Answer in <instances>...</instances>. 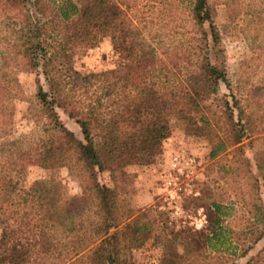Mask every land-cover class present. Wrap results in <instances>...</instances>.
I'll use <instances>...</instances> for the list:
<instances>
[{"label":"trees","instance_id":"1","mask_svg":"<svg viewBox=\"0 0 264 264\" xmlns=\"http://www.w3.org/2000/svg\"><path fill=\"white\" fill-rule=\"evenodd\" d=\"M63 4L59 8L51 0H0V16L8 20L6 49L0 57V137L11 132L13 111L5 100L18 83L13 71L39 67L44 80L37 77L35 93L40 117L35 120L42 134L31 141L24 136L2 148L0 264H137L134 251L151 230L139 216L131 219L132 232L123 224L134 213L125 198L130 180L124 168L154 162L171 130L170 113L190 121L193 109L204 105L211 109L206 104L210 96L219 101L215 112L221 114L215 121L223 118L224 124L223 137L210 156L232 153L227 167L236 160L245 165L258 193L252 161L243 155L246 123L251 126L252 119L244 121L247 115L239 102L220 94V83L228 85L229 80L209 0H186L189 35L179 44L157 43L161 52L128 13L136 8L134 0H84L81 7L74 0ZM137 19L146 26V16ZM105 37L118 65L87 73L77 69L76 58ZM195 55L204 57L197 72L185 65ZM58 108L75 119L82 137L64 124ZM255 163L258 169L262 165ZM25 164L51 171L68 168L89 197L86 213H77L54 178L27 185L21 177ZM101 172H107V182H101ZM208 206L214 218L201 234V245L195 234L196 244L180 231L157 235L154 239L162 247L158 264H192L200 254L221 251L229 229L223 222L232 215L233 203L211 199ZM255 209L254 223L262 227L253 243L264 236L262 200Z\"/></svg>","mask_w":264,"mask_h":264},{"label":"rangeland","instance_id":"2","mask_svg":"<svg viewBox=\"0 0 264 264\" xmlns=\"http://www.w3.org/2000/svg\"><path fill=\"white\" fill-rule=\"evenodd\" d=\"M51 1L59 8L64 5V0ZM74 1L78 7L84 4V0ZM134 1L136 8L128 9V13L141 25L147 39L160 52L162 48L157 43L174 45L188 37L190 24L185 9L186 0H166L165 3L163 0ZM209 2L221 34L229 80L228 85L220 83V94H227L230 102L233 97L239 102L247 115L244 121L252 119L251 126L246 123L243 155H247L252 161V173L260 182V190L255 192L253 178L239 160L230 161L232 165L227 167L228 161L232 160V153L224 154L220 151L217 155L210 156L211 150L223 137V130L220 128V125H224L223 118L215 121L221 114L218 109L215 112L219 101L210 96L206 104L211 109H207L205 105L193 109L190 121L172 111L169 115L170 133L155 161L147 165L130 164L124 168L125 176L130 180V190L125 198L133 207L134 213L123 224L132 232L131 219L139 216L141 221L149 223L151 230L150 237L134 251L133 258L137 264L159 263L162 247L154 238L167 234L170 230L182 232L181 235L189 241L193 239L192 234H195V240L201 245V234L208 231L214 218L208 206L211 199H219L225 205L233 203L232 215L223 222L229 228L225 232L226 240L220 245L221 251H210L206 257L200 254L192 264H261L264 258V236L255 243L252 242V238L260 233L262 227V224L254 223L253 220L255 205L261 203V200L264 204V0ZM139 16L147 17L144 20L146 26L139 22ZM6 21L5 16H0V57L6 49ZM117 60L110 39L105 37L85 55L77 57L75 66L87 73L116 67ZM203 62L202 55H195L185 65L187 69L197 72ZM12 74L18 83L13 86L9 98L6 96L8 100H5L8 110L12 109L13 112L11 132L0 137V166L4 159L3 147H8L14 140L24 136L31 141L42 134L41 124H37L35 120L40 118L35 104L37 77L44 82L40 68L26 65ZM44 87L46 88L45 83ZM57 111L64 124L78 137H82L75 119L70 118L61 108ZM234 111L236 114L237 109ZM175 156L180 159L176 165ZM256 161L262 163L259 169ZM21 177L27 185L37 179L54 178L77 213H86L89 197L84 194L78 178L68 168L60 167L51 171L25 164ZM171 178L173 181L169 184L168 180ZM100 180L108 181L107 172L100 173ZM196 241L193 239L192 242L196 244ZM244 249L247 252L241 255Z\"/></svg>","mask_w":264,"mask_h":264},{"label":"built area","instance_id":"3","mask_svg":"<svg viewBox=\"0 0 264 264\" xmlns=\"http://www.w3.org/2000/svg\"><path fill=\"white\" fill-rule=\"evenodd\" d=\"M174 160H175V163H174L175 165H176L177 163H179V161H180V159H179L178 156H175V157H174ZM172 181H173V178L169 179V180H168V183L171 184ZM171 195H172V194H171Z\"/></svg>","mask_w":264,"mask_h":264}]
</instances>
